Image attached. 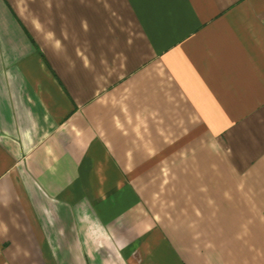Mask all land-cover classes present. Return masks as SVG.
Masks as SVG:
<instances>
[{"label":"crops","instance_id":"0c3cea01","mask_svg":"<svg viewBox=\"0 0 264 264\" xmlns=\"http://www.w3.org/2000/svg\"><path fill=\"white\" fill-rule=\"evenodd\" d=\"M0 264H264V0H0Z\"/></svg>","mask_w":264,"mask_h":264}]
</instances>
